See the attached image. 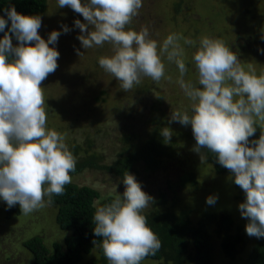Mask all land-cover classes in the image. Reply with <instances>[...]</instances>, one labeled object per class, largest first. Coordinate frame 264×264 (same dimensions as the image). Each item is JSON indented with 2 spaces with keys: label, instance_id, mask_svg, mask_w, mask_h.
<instances>
[{
  "label": "clouds",
  "instance_id": "9594fccd",
  "mask_svg": "<svg viewBox=\"0 0 264 264\" xmlns=\"http://www.w3.org/2000/svg\"><path fill=\"white\" fill-rule=\"evenodd\" d=\"M84 22H74L83 49L111 45V55L99 57V66L129 92L142 77L159 83L165 78V61L178 71L176 83L189 105L172 111L169 123L191 126L194 152L214 154L232 173L235 185L245 193L238 205L247 219L246 233L264 238V72L241 64L222 39L202 36L198 41L171 33L162 43L150 38L147 27L136 31L127 26L138 15L142 0H58ZM0 16V199L10 209L19 205L24 215L52 203L64 194L76 171V158L65 135L47 127L42 82L58 67L55 45L61 32L52 31L47 41L39 34V16L20 14L14 6ZM10 21L8 31H4ZM63 32L69 28L62 25ZM18 41L14 45L12 37ZM264 38V37H262ZM183 41V43H181ZM184 45L193 47L191 62L195 82L186 80L188 66ZM264 53V49L260 50ZM83 53L77 50V55ZM171 79V77H168ZM260 128L258 139L249 140ZM164 141L173 135L161 129ZM124 191L110 203L95 206L94 235L108 264H141L162 247L143 214L154 198L142 190L133 174L125 172ZM216 196L206 199L214 205ZM95 243V241H94Z\"/></svg>",
  "mask_w": 264,
  "mask_h": 264
},
{
  "label": "rangeland",
  "instance_id": "374dc122",
  "mask_svg": "<svg viewBox=\"0 0 264 264\" xmlns=\"http://www.w3.org/2000/svg\"><path fill=\"white\" fill-rule=\"evenodd\" d=\"M142 4L128 28L139 31L147 27L150 38L158 43L171 33L182 34L194 41L205 35L219 38L237 54L242 65L247 67L250 63L257 74L264 72V53L260 51L264 49V0H142ZM39 17L42 24L38 31L43 39L47 41L52 31L61 32L56 44L49 45L60 53L58 67L41 85L47 127L64 134L70 150L76 145L82 148L80 154L75 155L76 160L87 155L84 150L89 140L90 153L102 157V165L110 166L120 151L121 137L127 132L147 136L151 128L147 116L164 115L165 127L173 133L174 148L181 150L177 156L179 159L163 163L154 171L137 165L136 180L142 190L154 201L159 200L160 195L170 205L176 200L177 214L182 209H189L194 221L209 210L225 211L245 228L248 221L241 216L238 207L245 196L242 190L235 188L232 176L216 175L201 161L200 154L193 151L196 141L190 125L169 123L172 111L183 110L189 105L176 83L178 71L175 65L165 61V78L158 84L142 77L139 86L125 92L120 82L98 64L99 57L112 54L111 45L106 43L102 47L83 49L78 40L81 32L74 25L77 19L84 22L79 13L70 7L59 8L58 0H47L45 12ZM62 25L69 28L67 33L63 32ZM12 42L18 44L15 38ZM184 47L189 69L185 79L195 82L191 62L195 49ZM77 50L83 54L78 56ZM182 132L189 136L186 141L179 137ZM188 172L195 175L196 187L189 184L180 187V177ZM71 175V183L91 187L101 197H115L124 191V187L106 171L86 168ZM209 196L217 197L214 205L206 203ZM3 205L5 202L0 199V264H30L32 258L23 243L35 236L41 237L49 249L54 243L63 242L66 234L56 225V208L51 204L28 215L12 212L9 217ZM16 207L20 210L19 205ZM152 210L150 203L144 212ZM246 241L233 259H226L218 241L213 240V264H244L245 251L253 244L254 237L248 236ZM92 255L98 254L95 251ZM141 264L160 263L147 259Z\"/></svg>",
  "mask_w": 264,
  "mask_h": 264
},
{
  "label": "trees",
  "instance_id": "16d2710c",
  "mask_svg": "<svg viewBox=\"0 0 264 264\" xmlns=\"http://www.w3.org/2000/svg\"><path fill=\"white\" fill-rule=\"evenodd\" d=\"M46 2L47 0H0V16L7 20L4 9L10 6H14L20 14L39 16L45 12ZM10 23L8 21L4 31H8ZM3 35L4 32H0V38ZM147 120L151 126L150 133L142 137L140 133L127 132L121 137L120 151L111 161L110 166L102 165V157L90 153L91 145L88 140L86 142L88 150L87 148L84 150L87 155L76 160L74 173L86 168L106 171L124 187L122 178L125 172L138 178L137 165L154 171L158 170L163 163L179 159L177 156L181 150L174 148V141H164L161 135V128H164L166 123L165 116L156 115L151 118L150 114ZM260 131L257 127L255 135L249 140L258 139ZM179 137L184 141L189 138L184 132ZM81 149L76 145L70 151L75 157L76 154H80ZM202 152L206 157L204 162L216 175L232 176L228 169L217 162L214 154L207 150ZM196 180L195 175L188 172L180 177L179 185L185 187L189 184L196 187ZM235 188L240 189L237 185ZM242 193L245 196L243 191ZM113 198L112 196L101 197L97 190L88 186H78L74 183L66 185L64 194L53 196L51 203L56 208V225L66 236L62 243H54L52 249H49L39 236L25 241L23 247L31 255L30 264H108L100 247L101 238L94 235L92 218L96 201L98 206H101L110 203ZM176 203L177 201L173 200L170 205L169 201L160 195L159 200L151 203L153 210L150 213L143 211L148 225L157 234L162 244L154 256L150 255L144 260L149 259L160 264H213V240L218 241L226 259H233L242 249V245L244 246L247 242L246 229L236 223L229 213L209 210L200 214L194 221L190 218L189 209H182L177 214L174 208ZM3 208L7 217L12 212L16 214L20 212L16 206L9 209L5 204ZM95 251L97 256L92 255ZM245 256L244 264H264V238L254 237L253 244L245 251Z\"/></svg>",
  "mask_w": 264,
  "mask_h": 264
}]
</instances>
